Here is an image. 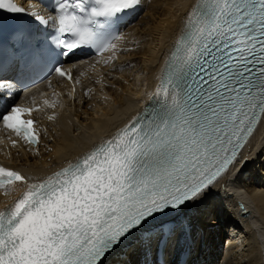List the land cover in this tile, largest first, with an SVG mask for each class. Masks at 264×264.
Here are the masks:
<instances>
[{"label":"snow or ice","instance_id":"6c2138e0","mask_svg":"<svg viewBox=\"0 0 264 264\" xmlns=\"http://www.w3.org/2000/svg\"><path fill=\"white\" fill-rule=\"evenodd\" d=\"M140 3L54 0L45 19L0 0V13L29 15L45 30L51 21L47 35L11 26L10 47L71 80L62 58L85 46L115 50L107 33ZM4 28L0 16V47ZM6 96L0 123L37 144L35 121L23 118L34 109ZM155 96L151 111L42 180L0 166L5 194L26 184L0 210V264H169L158 257L189 231L185 214L235 190L248 166L242 150L264 118V0H197Z\"/></svg>","mask_w":264,"mask_h":264},{"label":"bare ground","instance_id":"6f19581e","mask_svg":"<svg viewBox=\"0 0 264 264\" xmlns=\"http://www.w3.org/2000/svg\"><path fill=\"white\" fill-rule=\"evenodd\" d=\"M147 2V0H142L140 3L143 9L141 15L144 14V12H149L148 14L151 16V19H149L150 22H148L143 31H145L147 37H151L152 40L149 43V48H147L145 52L143 51L140 54H136L138 60L140 59L138 62H142L143 64L140 68V73L144 75L141 83L139 81L137 84H132L130 79L123 80L124 77L118 75L119 73L116 71V76L112 75L108 77L109 80L115 79L113 81V84L116 85L115 88L112 85V87H98L99 83L93 81L95 82L96 93L100 92L102 95L105 94V96L112 97V99H110L111 101L107 103L108 105L105 104L106 106L101 103L102 101L97 99L98 97L96 98L97 95L91 103L86 101L85 98L82 99L78 87H76L77 99H75L74 102L72 99L63 101L62 107L58 110L59 115L58 113L56 115L57 118L55 122L58 123H52L47 118L43 119L44 117H41L44 127H46L47 124H52L50 128L51 132L47 136L46 134L44 135L42 147L39 149L37 155H33V150L27 152L20 147H8L7 142L0 145V152L2 153L0 156L5 159L8 164L13 168L21 169L27 176H36L37 178L44 179L56 172L59 168L65 167V163H67L65 161L74 159V162L78 157L88 153L86 151L96 147L94 143L98 140H104L110 135H115L118 132V126L123 124L126 118L131 116L138 108L141 99H143L142 97L146 95L147 92L148 94L151 93L154 85L152 83L153 75L158 68H162L166 58L169 57V53L176 43L174 39L179 35L178 32L180 30L182 33L186 22V16L191 11L196 0H156L154 2L155 4H151L152 6L150 5L149 11ZM164 5L166 7H164ZM158 9L160 11H157ZM142 19L143 16L139 19V22H141ZM128 57L129 54H127V59ZM95 69L96 68L91 65L90 69L84 68L86 81L91 79L92 76L89 75L91 71L96 73ZM101 73L103 72L101 71L98 73L99 76ZM76 75L78 81L81 78L85 79V77H81V74H78L77 71ZM82 81L84 82V80ZM120 88L122 89L121 93L119 92ZM63 91L64 88L62 87L61 92L64 94ZM90 92L92 93V91ZM90 104L92 105V110L89 109ZM54 124L57 125L53 127L52 131V126ZM54 131H56L54 134L55 141H49L50 143L47 142L46 140L53 135ZM8 149L9 153L5 151ZM262 150H264V118H262L257 131L242 152L244 159L248 160L249 163L248 166L244 168L243 174L241 173L239 179L243 181L251 202L255 204V208L252 209L257 210L264 220V187L258 186L257 182L253 181L254 177L264 180V161H261L263 160L264 153ZM18 153H21L22 159L16 157ZM261 167L263 169L260 171ZM248 177L249 180L247 181ZM25 189L26 184L16 189L12 195L15 194V192L18 193ZM239 189L240 188L237 186L235 190L229 188L230 191L227 190V195L222 193L221 197H213L210 203L188 211V222H192L196 227L195 231L193 230V237H195L196 245L189 259L190 264H219L221 258L224 257V253H219L220 241L222 242L224 237H229L224 234L223 231H225L226 228L223 229V225L235 227V235L242 232L241 230L245 232L239 237L242 239L241 247H237L238 244L236 245L234 238H227L229 242L226 248V255L222 259L223 263L221 264H264V231H261L259 227H257V223L252 216L247 218L241 213L243 206H249L245 198H243V195L240 194ZM232 191L237 195V198H232L233 201L231 202L232 195L230 194ZM10 198L11 196L0 193V204L3 205L4 201ZM222 198L223 202L228 206L225 207L224 205V208L217 212L218 215L213 216L212 207H216V204L219 203L222 204ZM241 202L243 206H241ZM221 204L219 205L220 207H222ZM228 212L231 213L230 216H228ZM253 214L254 213H252V215ZM221 222H223V225L218 226ZM255 229H257V231ZM200 243L203 244L202 250H199ZM242 248L243 253L240 254L239 250ZM222 254L223 257H221ZM134 259H136V257H134Z\"/></svg>","mask_w":264,"mask_h":264},{"label":"rangeland","instance_id":"374dc122","mask_svg":"<svg viewBox=\"0 0 264 264\" xmlns=\"http://www.w3.org/2000/svg\"><path fill=\"white\" fill-rule=\"evenodd\" d=\"M148 1H150V0H148ZM153 2L151 3V2H147V4H148V6H149V8H148V11H149V9H150V7L153 5V4H155L154 2L156 1V0H152ZM152 4V5H151ZM151 5V6H150ZM164 7H166L165 5H164ZM152 10V9H151ZM154 11H156V10H154ZM154 11H153V13H154ZM157 11H160L159 9L157 10ZM149 13V12H148ZM147 12H144V14H142V16H143V19H142V21L141 22H139V20L136 22V24L134 25V26H132V30H131V33H130V36H133V38H134V40H135V43H136V45L138 46V47H136L137 49L133 52V53H130L129 54V57H128V59L130 60V61H132V62H130V67L132 68V69H128V66H127V64L125 63V64H123V65H121V67H123V68H125L123 71H118V70H120V69H123V68H119V67H117V68H113V69H110V68H107L106 70H103V73H101V75L99 76V74L97 73H93L92 71L89 73V75H91L92 77H91V79L89 80V81H82V80H84V79H80L79 81L81 82L80 84H82L83 85V87L84 86H86L87 84H89L90 85V89L89 90H86V91H89L88 92V94H86L85 95V91H84V93H83V91H82V88H80V87H78V90H79V94H80V96H81V98L82 99H84L85 98V100L86 101H88V102H92L93 101V99H94V97L96 96V98L98 99V100H100V101H102L101 103H103L104 104V106H106L105 104H107L108 102H110L111 100L110 99H112V97H109V96H105V94H103L102 95V93H100V92H97L96 93V90H95V82H98L99 83V81H100V79H102V82L103 83H107L108 85H110V86H106V87H116V85H114L113 84V81L115 80V79H112V80H109L108 79V77L109 76H112V75H114L115 74V71L116 72H118L119 74L118 75H120L121 77H124V79L123 80H127V79H130V81H131V83L133 84V83H138L139 81H140V83H141V81H142V79H143V77H144V75H142L141 73H140V68L143 66V64H142V62H138V61H140V59L138 60V58L136 57V54H140V53H142L143 51L145 52L146 51V49L147 48H149V46H150V42H151V37H147V35L145 34L146 32L145 31H143L144 29H145V26H147V24H148V22H150L149 21V19H151L150 17V15L148 14ZM152 13V12H151ZM142 16L140 17V18H142ZM145 18V19H144ZM139 22V23H138ZM147 22V23H146ZM158 22V21H157ZM138 23V24H137ZM152 23V22H151ZM155 23V22H154ZM153 23V24H154ZM142 29V30H141ZM130 31V30H129ZM143 33V34H142ZM137 34H139V35H137ZM138 37H137V36ZM141 36V37H140ZM136 37H137V39H136ZM139 40V41H138ZM139 42V43H138ZM154 46V45H153ZM133 54H135V55H133ZM136 62V63H135ZM133 63V64H132ZM142 64V65H141ZM110 71H112L114 74H111L112 72H110ZM129 71V72H128ZM140 74H141V76H140ZM99 76V77H98ZM116 76V75H115ZM130 76V77H129ZM132 77V78H131ZM98 78H99V80H98ZM93 81H95V82H93ZM112 85V86H111ZM131 85V84H130ZM94 86V88H92ZM98 87H101V85L99 84V86ZM88 88V87H87ZM122 89L120 88L119 89V92L121 93L122 91H121ZM90 91H92V93L90 92ZM86 96H88V97H86ZM106 97V98H104V97ZM108 105V104H107ZM86 107H87V105H86ZM81 108H82V106H81ZM89 109L90 110H92V105L90 104V107H89ZM52 123H58V122H52ZM52 123H50V124H47L46 125V131L47 132H45L46 133V136L51 132L50 131V128H51V124ZM57 124H54L53 126H52V131H53V127L54 126H56ZM44 133V134H45ZM56 133V131H54L53 132V135L52 136H50V137H48V140H46L47 142H54L55 141V139H54V134ZM47 139V138H46ZM49 142V143H50ZM48 146V145H47ZM46 146V147H47ZM262 152L264 153V150H262ZM262 153V154H263ZM22 155L20 154V153H18V155L16 156V157H18L19 159H22V157H21ZM263 156V155H262ZM261 156V157H262ZM263 160H261V161H264V157L262 158ZM254 161V160H253ZM255 163V162H254ZM263 168L261 167L260 168V171L262 170ZM260 171H259V173H260ZM242 174H243V172H242ZM256 175H257V173H256ZM262 175V174H261ZM240 176H241V174L239 175V179H240ZM255 178V179H254ZM253 178V181H256L257 182V184H258V186H263L264 187V180L263 179H256V177H254ZM249 180V177L247 178V181ZM240 181V180H239ZM261 184V185H260ZM263 184V185H262ZM237 187L238 188H240L239 189V192H240V194L241 195H243V198H245V200H246V202H248L249 203V205H250V207H251V209L252 208H255V204H253L252 202H251V199H250V197H249V195H248V193L246 192V189H245V186H244V184H243V181H240V182H238V185H237ZM243 187V188H242ZM229 190V189H228ZM230 191V190H229ZM232 198H237V195H236V197H233V196H231V202L233 201V199ZM221 202H223V198H222V201ZM221 203H219V204H216V207H212L213 208V216H215V215H218L217 214V212H219V211H221L223 208H224V205H225V207H227L228 205H226L224 202L221 204V206L222 207H220L219 205H220ZM219 207H218V206ZM252 213H254L253 215H252V217H253V219H255V222L257 223V227H259V229L261 230V231H264V225H263V223H264V220L262 219V216H261V214L257 211V210H255V209H252ZM256 211V212H255ZM258 212V213H257ZM228 216H230L231 215V213L230 212H228ZM220 225H223V222H221L218 226H220ZM260 225V226H259ZM261 227V228H260ZM227 229V231H226V229ZM230 228V227H229ZM226 225H223V229H225V231H223L224 232V234H228L229 233V235L231 234L230 232H229V229ZM235 228V227H234ZM229 229V230H228ZM234 231V230H233ZM242 232H240V233H238L237 235H235V233H233L232 235L233 236H235V237H233L234 238V241H235V243H236V245H237V247L238 246H240L241 247V245H242V242H241V238H239L240 237V235H242V233L243 232H245L244 230H241ZM257 231V230H256ZM231 236H229L228 237V239L230 238ZM233 238H231V239H233ZM236 238V239H235ZM233 241V242H234ZM229 242V241H228ZM238 242V243H237ZM244 245V244H243ZM239 247V248H240ZM246 250V249H245ZM239 253L240 254H242L243 253V248L241 249V250H239ZM225 255H226V253L224 254V257H225ZM223 257V258H224ZM223 258H221V260L219 261V264H221V263H223L222 262V259Z\"/></svg>","mask_w":264,"mask_h":264}]
</instances>
